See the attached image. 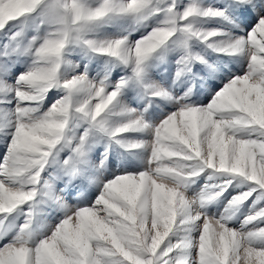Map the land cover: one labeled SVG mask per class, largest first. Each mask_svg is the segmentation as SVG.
<instances>
[{"label":"snow or ice","instance_id":"obj_1","mask_svg":"<svg viewBox=\"0 0 264 264\" xmlns=\"http://www.w3.org/2000/svg\"><path fill=\"white\" fill-rule=\"evenodd\" d=\"M41 4L42 0H0V30L34 13ZM150 5L151 0H128L119 5L114 0H102L98 7L88 8L80 0H52L44 10L56 27L35 48L36 66L20 74L14 87H0V92H13L17 101L11 140L0 163V214L11 213L33 198L35 191L26 186L38 182L53 149L64 137L71 114V95L39 115V109L30 105L42 102L48 91L60 85L58 71L66 44L83 43L125 64L134 62V72L139 76L144 62L177 32L183 34L179 43L185 47L189 39L206 41L217 34L194 31L191 25L180 28L178 20L199 15L225 17L223 9L201 10L191 5L178 14L173 2L166 9H156L164 12L165 19L161 26L136 41L134 50L125 47L122 39L99 44L83 39L93 22L117 12H150ZM232 7L240 17L252 18L255 23L246 38L240 37L218 50L247 51V73L231 79L207 105L181 106L155 126L153 139L146 142L150 146L148 169L107 181L91 206L68 215L35 247L18 236L0 248V264H185L182 258L173 259L170 254L175 248L188 245L165 241L177 223L188 219L202 221L195 264H264V226L241 231L229 227L223 217H209L198 209L192 217L189 213L197 201L186 198L180 189L184 180L198 171L215 169L255 182L264 190V14L254 17L252 13L253 7L264 12V3L234 0ZM187 59L182 58L181 63ZM123 83L109 93L103 85L91 84L85 75H80L64 81L62 87L70 94L87 91L89 99L75 111L90 117L115 138L151 127L137 115L120 127L105 128V116ZM153 94L167 95L163 90ZM248 130L256 137L237 135ZM86 135L75 149L77 157L84 155ZM143 146L144 143L131 145ZM188 161L195 162L198 169L189 168L185 164ZM249 195L251 192L235 196L229 206L240 205ZM212 198H201L199 207L203 208L206 199ZM256 221H264V208L248 216L244 223Z\"/></svg>","mask_w":264,"mask_h":264},{"label":"rangeland","instance_id":"obj_2","mask_svg":"<svg viewBox=\"0 0 264 264\" xmlns=\"http://www.w3.org/2000/svg\"><path fill=\"white\" fill-rule=\"evenodd\" d=\"M80 2L85 7L95 8L102 0ZM127 2L114 0L118 5ZM173 2L178 14L191 5L201 10L223 9L225 17L199 15L178 20L180 28L191 25L194 31L217 34L206 41L189 39L185 47L179 43L183 34L177 32L144 62L139 76L134 72V62L125 64L119 58L94 51L83 43L70 41L66 44L58 71L60 85L48 91L42 102H33L30 106L39 109L37 115L43 114L52 104L71 95L69 122L63 139L53 149L38 182L26 186L28 190L35 191L33 198L11 213L0 214V248L14 242L18 236L23 237L28 246L35 247L39 241L50 236L68 215L79 208L91 206L107 181L122 174L148 169L150 146L146 142L153 139L152 129L155 126L181 106L207 105L226 83L247 73L250 62L247 51L218 50L240 37L246 38L251 24L255 23L252 18L238 15L232 7L234 0H151L152 11L110 14L93 22L83 34V39L97 44L122 39L125 47L134 50L135 42L161 26L165 19L164 12L156 9H166ZM50 3L52 0H42L34 13L0 30V87H14L20 74L36 66L35 48L56 27L44 15ZM258 3H264V0H253V5ZM252 13L254 17L264 14L256 7L252 8ZM184 57L188 59L186 63H181ZM80 75H85L91 84L103 85L109 93L124 82L105 116V128L120 127L137 115L142 116L151 127L112 138L90 117L77 113L75 109L89 99V93L82 90L70 94L62 84ZM160 90L167 95L153 94ZM16 103L13 92H0V163L11 140ZM85 134L84 155L77 157L75 149ZM237 135L255 138L257 134L248 130ZM140 143L144 146L131 147ZM185 164L198 169L195 162ZM180 189L186 198L197 201L189 213L192 217L198 209L209 217H223L229 227L241 231L264 226V221L244 223L248 216L264 208V190L259 189L255 182L215 169H204L185 179ZM249 192L251 195L240 205L229 206L235 196ZM216 193L222 194L216 196ZM209 196L213 198L206 199L205 206L200 208L199 200ZM201 223L194 219L177 223L176 230L165 243L188 246L175 248L171 258L179 257L185 264H195Z\"/></svg>","mask_w":264,"mask_h":264}]
</instances>
